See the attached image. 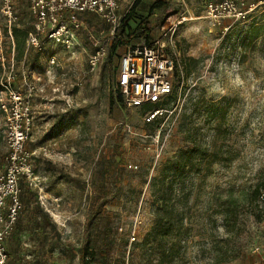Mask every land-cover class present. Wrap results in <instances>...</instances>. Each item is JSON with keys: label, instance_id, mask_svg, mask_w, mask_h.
Wrapping results in <instances>:
<instances>
[{"label": "rangeland", "instance_id": "obj_1", "mask_svg": "<svg viewBox=\"0 0 264 264\" xmlns=\"http://www.w3.org/2000/svg\"><path fill=\"white\" fill-rule=\"evenodd\" d=\"M161 1V13L147 22L138 18L140 0H125L120 15L128 17V35L122 41L94 16L91 27L75 31L69 48L48 41L27 48L30 0H14L15 86H34L25 142L33 152L34 180L18 182L24 201L19 215L33 226H16L7 239L11 264L145 263L137 245L153 224L151 178L180 148L194 144L207 151L200 165L209 162L211 170L185 180L193 189L184 202L188 230L169 239L181 246L175 263L213 264L233 253L228 264H264V213L255 218L240 197L235 236L218 214L231 191L237 196L240 188L264 184V3L245 20L213 26L204 16L212 0ZM2 6L0 0L5 26ZM142 26L149 39H167L177 69L162 101L129 108L116 86L119 60L127 46L145 41ZM93 42L106 47L96 66L89 62ZM4 50L8 57L9 40ZM153 107L162 112L149 121L146 109ZM4 129L0 114V169L7 154ZM257 203L264 212V197ZM87 217L92 261L80 253Z\"/></svg>", "mask_w": 264, "mask_h": 264}, {"label": "built area", "instance_id": "obj_2", "mask_svg": "<svg viewBox=\"0 0 264 264\" xmlns=\"http://www.w3.org/2000/svg\"><path fill=\"white\" fill-rule=\"evenodd\" d=\"M124 0H30L29 11L32 17V30L25 38L27 48H41L44 42L69 48L75 31L85 26L80 16L95 13L114 31L120 20V9ZM2 13L6 25L0 21V114L4 122V138L7 144L5 166L0 169V264H7L5 240L13 231L18 213L22 209L18 182L34 180L33 152L25 142L33 124L29 101L34 86L26 83L25 88L15 86L18 80L14 72L15 42L11 27L18 19L14 11V0H2ZM259 3L255 0H212L205 3L204 16L219 25L226 19L242 21ZM175 23L174 25L178 24ZM227 29V27H225ZM5 40H9L7 57ZM94 49L89 56L92 66L106 54L105 45L93 42ZM120 57L117 89L126 107H140L162 101L172 91V75L176 68L174 57L168 54L166 38H157L126 47ZM161 108L146 109L150 121L161 114ZM64 226V224L62 223ZM134 239V236L131 237Z\"/></svg>", "mask_w": 264, "mask_h": 264}, {"label": "trees", "instance_id": "obj_3", "mask_svg": "<svg viewBox=\"0 0 264 264\" xmlns=\"http://www.w3.org/2000/svg\"><path fill=\"white\" fill-rule=\"evenodd\" d=\"M161 3H163L161 0H155L150 6V10L154 11L155 9L159 8V5ZM94 16L97 18V20L102 21L95 13H85L81 15L80 18L81 20H83L85 25L91 27ZM127 20L128 17H120L119 24L114 31L113 39L122 41L128 35V32L126 31L128 25ZM144 23H146V21H144ZM144 23L142 25H145ZM105 25L107 31H110L112 26L106 22ZM146 28L145 26L144 28L142 26L145 37L144 42H149L151 41V39H149L148 33H146ZM11 29L15 42L16 58L18 52L16 44L17 31L15 25H13ZM30 30H32V26ZM29 31H26L25 38ZM186 59L189 61L195 60L191 57ZM176 69L177 64L175 71ZM121 98L122 97L120 95V100ZM154 108L159 107L148 109ZM190 131L192 130L188 129L187 133H190ZM206 157L207 151L200 150V147L196 146L195 144L191 147L180 148L171 158H168L165 161L158 174L151 178L150 190L154 198V218L153 224L150 227L149 231L145 234L143 240L137 245L138 249L143 253V255L146 256L145 263L140 264H176V258L180 254L181 246L176 244L175 242L169 243V239L174 236L182 235L188 230V227H184V217L187 210L184 202L191 195L193 185H191V187L189 188H185V180L187 177L193 174H200L202 172H204L205 174L210 173L211 169L209 166V162L208 165L206 164L203 167L200 165L202 160H204ZM26 191L27 188L24 189V192ZM30 194L34 197L36 196V194ZM240 197L242 198L243 204H245L246 210L253 213L255 215V218L259 219L264 212L263 210L258 209L257 202L260 197H264V184L257 183L253 187L249 186L240 188L238 190L237 196L234 195L231 191L222 201V209L218 212V214H220L221 217V226L230 236H235L238 230V223L240 218L239 207L241 202ZM181 199H183L184 201L182 202ZM20 200L22 202L23 209L24 201L21 195ZM179 201H181L182 203L181 206H178L177 204L180 203ZM255 210H257L256 213ZM20 212L18 213L13 231L15 230L16 226H24L21 228V230L29 226H33L31 225L30 217L24 215L20 216ZM90 221V217H87L84 222L83 241L80 247V253L83 261H85V259L92 261L96 256L93 250L89 249L87 246L89 241L88 226L90 224ZM13 231L11 232V234L13 233ZM11 234L9 235V237L11 236ZM226 252L228 253V251ZM233 258L235 259V255L233 253H231V255L227 257V259H225V261H222L221 259H219V257H216L213 264H228L229 262L234 260ZM12 262L13 255L9 253L7 256V264H11Z\"/></svg>", "mask_w": 264, "mask_h": 264}, {"label": "crops", "instance_id": "obj_4", "mask_svg": "<svg viewBox=\"0 0 264 264\" xmlns=\"http://www.w3.org/2000/svg\"><path fill=\"white\" fill-rule=\"evenodd\" d=\"M154 1L155 0H140L139 4L137 6L139 8V11H138L139 12V15H138L139 19H147L146 20L147 22H151L152 20L156 19V17L161 13V9L157 8L154 11L150 10V6ZM124 2H125V0L122 2V5ZM122 5H121V9H120V14H121V11L123 10ZM130 22H132V20H130ZM6 244H7V240L5 241V249H6ZM6 252H7V250H6ZM7 256H8V252H7Z\"/></svg>", "mask_w": 264, "mask_h": 264}]
</instances>
